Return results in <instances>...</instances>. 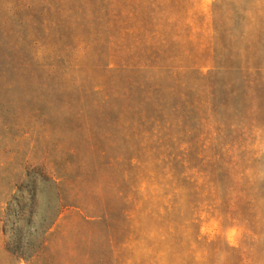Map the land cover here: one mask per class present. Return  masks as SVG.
<instances>
[{
    "label": "rangeland",
    "instance_id": "1",
    "mask_svg": "<svg viewBox=\"0 0 264 264\" xmlns=\"http://www.w3.org/2000/svg\"><path fill=\"white\" fill-rule=\"evenodd\" d=\"M0 264H264V0H0Z\"/></svg>",
    "mask_w": 264,
    "mask_h": 264
},
{
    "label": "trees",
    "instance_id": "2",
    "mask_svg": "<svg viewBox=\"0 0 264 264\" xmlns=\"http://www.w3.org/2000/svg\"><path fill=\"white\" fill-rule=\"evenodd\" d=\"M43 181H46V182H48V183H52L50 180H48V179H42ZM17 249H21V246H20V244H19V242L17 243ZM18 256H21V257H23V258H28V255H26L25 254V252L23 251V252H18Z\"/></svg>",
    "mask_w": 264,
    "mask_h": 264
}]
</instances>
